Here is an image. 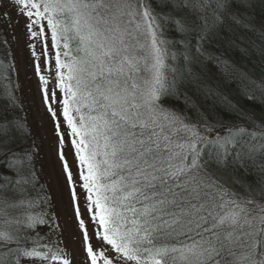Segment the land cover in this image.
<instances>
[{
    "label": "snow or ice",
    "instance_id": "6c2138e0",
    "mask_svg": "<svg viewBox=\"0 0 264 264\" xmlns=\"http://www.w3.org/2000/svg\"><path fill=\"white\" fill-rule=\"evenodd\" d=\"M209 2L195 0L194 6L202 10ZM12 3L28 18L32 37L43 35L46 22L57 47L63 39V47L67 49L68 41L74 39L78 41L77 51L85 53V59L74 58L70 64L63 63L57 54L56 64L58 69H67L68 81H75V86L69 83L66 87L64 75H59V86L67 93L63 115L72 134L79 137L73 144L82 168L87 170L81 175L83 187L90 193L88 199L96 210L92 219L101 229L97 236L110 246L111 254L108 250L97 252L89 244L86 252L90 264H222L225 254H234L236 245L247 248L239 264H264V202L233 191L207 171V161H201L204 145H215L226 153L233 138L245 129H230L227 136H217L212 141L196 124L187 123L183 116L159 103L167 94L165 68L170 53L148 0H12ZM226 5L227 0H216L217 10L225 9ZM183 6H188L187 0ZM100 9L106 15H101ZM213 15L217 22L222 20L218 11ZM125 16L128 24L135 23V32L142 27L147 31L150 46L145 56L130 51L127 38L136 37L134 31L121 28ZM201 19L207 30V20ZM173 22L177 31L188 30L185 22L179 19ZM101 24L111 26L101 29L98 27ZM34 25L40 26L38 31H32ZM137 50L143 51L144 45L139 44ZM171 58H175L174 53ZM141 63L151 73L150 79H144L142 90L133 77V73L140 72ZM72 106L77 113L81 107L88 109L87 117L80 115L79 127L71 115ZM15 126L23 129V125ZM0 127L7 131L8 124ZM211 130V126L205 125V131ZM221 158L217 154V160ZM16 163L9 161V167ZM26 183L28 180L21 177L12 190L23 193L22 185ZM7 190L0 186V191ZM0 203L6 208L36 206L29 199L5 198ZM24 215L29 228L45 223L42 216ZM24 222L14 219L6 220L5 224L19 226ZM80 225L84 227L83 221ZM22 239L19 227L15 234L0 230V242L19 243ZM85 239H88L86 230ZM61 251L47 248V252H41L38 246L16 249L24 257L52 261L61 259ZM0 264L5 261L0 259ZM63 264L69 262L64 260Z\"/></svg>",
    "mask_w": 264,
    "mask_h": 264
},
{
    "label": "trees",
    "instance_id": "16d2710c",
    "mask_svg": "<svg viewBox=\"0 0 264 264\" xmlns=\"http://www.w3.org/2000/svg\"><path fill=\"white\" fill-rule=\"evenodd\" d=\"M148 2L159 19L161 39L167 42L170 53L165 68L167 94L159 103L183 116L187 123L196 124L202 134L224 127L244 128L239 139L227 146L226 153L215 145H204L201 161H207V171L233 191L264 202V0H227L222 10H217L216 0H210L202 10L194 6L195 0H187V7L183 6L184 0ZM217 11L222 17L220 22L213 15ZM201 17L208 22L207 30ZM173 19L185 22L188 30L177 31ZM140 33L148 44L144 51H148L149 35L145 29L135 35ZM7 35L0 14V125L8 124L7 131L0 127V186L8 189L0 191V200L29 199L35 201L36 206L6 208L0 203L3 210L0 211V230L15 234L19 227L24 237L19 243L0 242V259L5 264H16V256H19V264H49L51 259L28 258L16 252L18 248L30 250L33 246H38L41 252H47V248L55 250L58 232L52 226L56 221V199L42 140L32 131L29 104L17 73V50ZM68 43L70 63L74 58H86L83 51H77V40L70 39ZM80 111L87 117V108L82 107ZM16 124L23 125V129ZM205 125L212 130L205 131ZM217 154L222 157L219 161ZM9 161L18 163L9 167ZM86 171L79 164L80 184L75 188L88 193L81 175ZM21 177L28 180L22 185L23 193L12 190ZM72 188L74 190V186ZM25 213L42 216L45 223L29 228ZM14 219L25 222L19 226L5 224L6 220ZM99 229L95 226L94 234ZM246 252L245 246L240 249L234 246V254L227 255L222 264H239Z\"/></svg>",
    "mask_w": 264,
    "mask_h": 264
},
{
    "label": "rangeland",
    "instance_id": "374dc122",
    "mask_svg": "<svg viewBox=\"0 0 264 264\" xmlns=\"http://www.w3.org/2000/svg\"><path fill=\"white\" fill-rule=\"evenodd\" d=\"M99 11L101 15H106L103 9ZM0 14L4 20V27L7 29V36L17 50V73L29 104L31 128L33 133L42 140L45 164L49 170L51 187L56 199L54 218L58 227L56 221L52 226L58 232V248L63 250L64 253L59 261L50 262L49 264H63L64 260H67L69 264H90V258L86 252L89 244L97 252L100 250H108L109 254L111 252L110 246L103 242L97 234H94L95 226L99 228V225L95 220L91 222L96 210L88 199L89 194L81 188H75V185L79 186L80 184L78 174L80 161L77 153L73 152L75 145L70 142L73 136L64 131V122L67 120L63 115L64 105L62 100L65 99L66 95L59 86L61 83L59 75L61 73L64 75L65 86L71 81L67 79V69H58L56 64L57 54H59L63 63L70 64V53L66 56L64 55L65 49L57 47L56 42L52 40L51 29L47 27L46 22H44L43 35L32 37L27 27L28 18L18 12L17 6L12 3V0H0ZM127 20V16L122 18L121 28L126 27L130 31H134V34L138 33L135 32V23L128 24ZM137 20H139V17H137ZM110 26L98 25L101 29ZM39 28V25H34L32 31H38ZM145 32L147 31L145 30ZM70 34L72 35V33ZM137 35H135L136 39L127 38V42L130 43V51L138 56H145L147 51L144 50L148 48V44L143 41L142 33ZM139 44L144 45L143 51L137 50ZM151 63L149 57L148 66ZM139 66L140 72L133 73V77L142 90L145 87L144 79H150L151 77H147L150 74L145 71L143 63ZM41 77L44 79L42 80ZM44 81H47V83ZM138 102L140 101L138 100ZM141 111L145 110L142 108ZM53 113H55V116H53ZM71 115L76 123V112H71ZM230 129L236 130L234 127H224L219 131L204 133V135L209 140L214 141L217 136H227ZM61 134L64 141L61 139ZM239 137L240 134L235 136L233 142ZM61 153L63 158H61ZM69 173H71V179H69ZM227 179L230 180V177ZM77 209H79V212H77ZM80 219L87 222V225L81 227ZM85 230L88 235L87 240L85 239Z\"/></svg>",
    "mask_w": 264,
    "mask_h": 264
},
{
    "label": "bare ground",
    "instance_id": "6f19581e",
    "mask_svg": "<svg viewBox=\"0 0 264 264\" xmlns=\"http://www.w3.org/2000/svg\"><path fill=\"white\" fill-rule=\"evenodd\" d=\"M172 243H174V241H172ZM241 247H244V246H242V245H236V248H238V249H240ZM227 256V254H225V260H226V257ZM232 256V255H231ZM219 258V257H218Z\"/></svg>",
    "mask_w": 264,
    "mask_h": 264
}]
</instances>
